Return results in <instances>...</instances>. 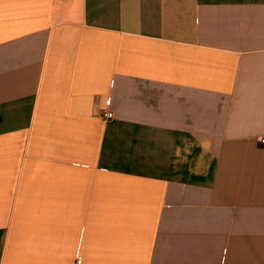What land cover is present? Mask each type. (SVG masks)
<instances>
[{
	"label": "crops",
	"instance_id": "1",
	"mask_svg": "<svg viewBox=\"0 0 264 264\" xmlns=\"http://www.w3.org/2000/svg\"><path fill=\"white\" fill-rule=\"evenodd\" d=\"M262 140L264 0H0V264H264Z\"/></svg>",
	"mask_w": 264,
	"mask_h": 264
},
{
	"label": "built area",
	"instance_id": "2",
	"mask_svg": "<svg viewBox=\"0 0 264 264\" xmlns=\"http://www.w3.org/2000/svg\"><path fill=\"white\" fill-rule=\"evenodd\" d=\"M103 117H104L105 119H111V118L113 117V115H112V113L107 112V113H104V114H103ZM261 142L264 143V140H262ZM77 263H78V264H81V261L79 260V261H77Z\"/></svg>",
	"mask_w": 264,
	"mask_h": 264
}]
</instances>
